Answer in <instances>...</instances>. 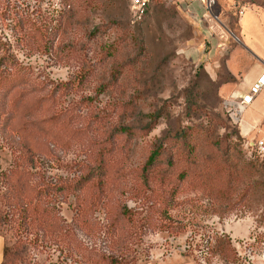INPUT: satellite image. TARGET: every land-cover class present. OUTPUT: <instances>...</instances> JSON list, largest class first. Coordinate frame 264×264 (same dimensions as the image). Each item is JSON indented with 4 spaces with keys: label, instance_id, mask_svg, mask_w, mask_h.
I'll use <instances>...</instances> for the list:
<instances>
[{
    "label": "rangeland",
    "instance_id": "1",
    "mask_svg": "<svg viewBox=\"0 0 264 264\" xmlns=\"http://www.w3.org/2000/svg\"><path fill=\"white\" fill-rule=\"evenodd\" d=\"M177 5L0 0V196L4 174L16 168L32 183L75 186L55 202L61 222L74 224L72 241L29 235L15 260L17 234L0 221L6 264H264V156L255 148L264 140L228 122L221 91L233 80L232 51L233 69L253 59L237 34L238 9L246 21L252 12L264 18V0L213 6L239 41L229 37L221 54L208 37L209 55ZM181 130L185 139L175 142ZM157 149L150 183L177 192L160 199H173L167 216L148 213L154 224L139 230L146 202L134 192ZM100 154L111 192L96 209L89 173ZM79 207L86 217H76ZM124 207L142 216L128 221Z\"/></svg>",
    "mask_w": 264,
    "mask_h": 264
},
{
    "label": "trees",
    "instance_id": "2",
    "mask_svg": "<svg viewBox=\"0 0 264 264\" xmlns=\"http://www.w3.org/2000/svg\"><path fill=\"white\" fill-rule=\"evenodd\" d=\"M148 131L153 129V126L149 125L147 127ZM130 129L122 128L121 132H129ZM185 139V131L181 130L174 137L175 142L183 143ZM184 143H187L186 141ZM162 153L160 150H154L151 155H149L145 168L140 172V187L135 191L137 198H141L146 202V208L142 212H147V216H143L139 219V230L152 227L154 224L153 217L148 216V213L154 214L155 212H160L163 216H167L168 210L170 208L173 199L163 200L160 202V199L164 196L173 197L177 192L176 189H170L165 186L156 187L150 183V177L153 173V165L158 161V157H161ZM103 155H98L96 163L99 165L92 169L89 173V176L94 177L93 185L91 190H95L94 195L92 196V207L99 208L102 204L103 197L108 196V174L104 170V165L102 164ZM169 165L172 164V159H168ZM30 172L18 168L13 169L10 173L4 174V193L0 196V202L5 207V210L0 213V221L4 223H10L14 232L17 234V241L15 243L16 251L15 260L19 258V250H24L25 238L29 235H34V241L37 243L40 236L50 235L55 238L61 239L63 243L67 241L70 243L73 239L74 224L66 225L61 222V219L58 215L57 207L55 202L57 196L63 195L65 190L69 194L71 191L75 193L73 187L74 185H66L64 187H59L56 185H49L46 183H32L30 178L32 177ZM15 179L16 181H13ZM82 181V180H81ZM69 190V191H68ZM111 192V191H110ZM95 194L97 195L95 197ZM52 196V198H50ZM161 203V208L156 209V201ZM172 200V201H171ZM142 212L138 214L135 211L124 207L120 209L119 216H122L128 221L134 222V217L136 215L142 216ZM85 207L77 209L76 217L81 218L86 217ZM161 214H159L161 216ZM174 224L170 222L162 223L160 228L162 231L167 229H172ZM70 240V241H69ZM219 240V239H218ZM67 243V244H68ZM219 244V241H216ZM69 246V244H68ZM217 249L220 250V247L217 246ZM8 258V249L4 248V260L2 264H6ZM112 263L119 264L118 260L112 259Z\"/></svg>",
    "mask_w": 264,
    "mask_h": 264
},
{
    "label": "crops",
    "instance_id": "3",
    "mask_svg": "<svg viewBox=\"0 0 264 264\" xmlns=\"http://www.w3.org/2000/svg\"><path fill=\"white\" fill-rule=\"evenodd\" d=\"M208 0H176L178 4V10L189 19L192 26L199 31V35L205 40L207 39V43H209L210 48L208 51V55L211 52L212 42L208 37H212L213 42L218 43V41L213 37V35L208 31L207 25L203 20V15L206 12ZM223 3V0H214V6H219V4ZM246 14V13H245ZM245 14L239 19L238 23V31L237 34L245 45L248 44V49L250 51V56L252 59L250 60L251 64H248L246 67L241 64H237L233 69L231 68L232 62L228 61V68L231 72V76L233 78L232 82L223 85L221 87V91L227 92L230 95L240 96L245 94L250 85L254 83L263 73H264V55H255V52L261 53V47H264V18L259 17L255 12H252L251 19L244 20ZM246 43V44H245ZM248 49H246L248 51ZM218 52V51H217ZM254 52V53H253ZM259 54V53H258ZM200 55H204V52L200 53ZM239 85V86H238ZM228 96V97H229ZM242 137L247 138H259L260 140H264V91L254 100L253 104L246 110L243 122L241 127L239 128ZM254 140V139H252ZM250 144V143H249ZM4 248L5 243L3 238L0 237V264L3 263L4 260Z\"/></svg>",
    "mask_w": 264,
    "mask_h": 264
},
{
    "label": "built area",
    "instance_id": "4",
    "mask_svg": "<svg viewBox=\"0 0 264 264\" xmlns=\"http://www.w3.org/2000/svg\"><path fill=\"white\" fill-rule=\"evenodd\" d=\"M214 0L207 1L206 12L203 15V20L207 25L208 30L215 39L218 41L217 50L221 54H225L229 50V41H239L230 30H228L221 18L214 13L213 10ZM239 16L242 17L245 12V7H239ZM230 37V39H229ZM264 91V73L250 85L248 91L240 96L230 95L223 99L222 110L228 122L236 127L240 128L243 122V117L246 110L253 104L254 100ZM257 153L260 156H264V141H258L255 145Z\"/></svg>",
    "mask_w": 264,
    "mask_h": 264
}]
</instances>
